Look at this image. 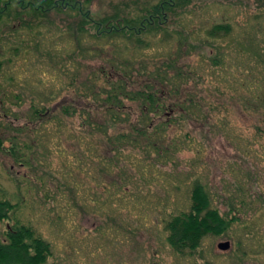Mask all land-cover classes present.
Segmentation results:
<instances>
[{
	"label": "rangeland",
	"instance_id": "obj_1",
	"mask_svg": "<svg viewBox=\"0 0 264 264\" xmlns=\"http://www.w3.org/2000/svg\"><path fill=\"white\" fill-rule=\"evenodd\" d=\"M160 1L91 0L90 12L94 22L137 18ZM18 8L15 4L0 20V201L14 206L11 219L0 224L3 236L16 223L29 226L51 245L45 264H264V252L258 251L263 240L253 243L257 234L264 238V0H191L180 10L179 21L166 26L174 37L144 53L147 59L161 61L179 53L189 74L185 96L193 94L208 108L201 107L199 114L183 113L182 129L169 130L171 138L181 140L174 152L177 165L155 166L149 186L143 188L147 198L141 202L122 193L116 196L114 188L107 193L117 182L114 174L105 175L90 164L78 171L71 156L64 165L56 139L46 151L30 142L36 140L34 135L20 137L32 146L37 158L33 165L17 164L5 153L9 138L17 134L14 128L28 123L35 91L53 89L66 97L62 88L69 78L51 63L49 47L67 45L58 55L67 58L73 44L65 38L69 27L78 24L75 16L57 11L50 12L45 26L41 19L18 21ZM215 25H228L230 32L211 38ZM175 31L187 39L181 52ZM44 36L49 43L41 44ZM218 54L221 63L214 65L211 59ZM99 65L92 59L83 67L91 72ZM196 180L222 215L239 210L242 200L250 207L228 234L207 237L196 253L181 255L168 245L162 220L177 206L189 208V191ZM109 198L117 201L107 204ZM226 242L231 248L220 250L219 244ZM244 249L250 256L242 261Z\"/></svg>",
	"mask_w": 264,
	"mask_h": 264
},
{
	"label": "trees",
	"instance_id": "obj_2",
	"mask_svg": "<svg viewBox=\"0 0 264 264\" xmlns=\"http://www.w3.org/2000/svg\"><path fill=\"white\" fill-rule=\"evenodd\" d=\"M25 1L0 0V20L15 4L19 6L15 17L18 21L41 19V25L45 26V20L52 11L78 19L75 29L68 26L72 30L65 40H70L73 47L67 58L58 57L63 48H69L67 45L61 49L55 44L49 47V52H53L51 63L69 78L73 99L67 95L69 84L62 88L66 97H61L53 89L35 91L26 114L28 123L14 128L17 134L9 138L11 145L5 153L17 164L33 165L37 158L25 138L34 135L36 140L30 142L46 151L49 150L48 143L56 139V152L64 156V165L71 156L74 160L72 165L78 171L83 172L90 164L105 175L114 174L117 182L108 186L107 193L111 194L114 188L113 193L118 197L122 193L127 198L145 201L147 197L142 196L146 192L143 188L149 186L148 177L155 166L177 165L174 158L177 153L174 152L180 147L181 140L171 138L169 130L172 127L176 128L175 131L182 129L180 117L183 113L199 114L201 107L208 108L204 103L201 106L193 94L185 96L183 85L185 76L188 78L189 74L184 71L179 53L170 54L163 61L144 56L146 51L174 37L168 27L179 21L180 10L191 0H161L152 5L144 16L105 17L98 22H94L90 12L91 0ZM26 24L31 26V23ZM229 32L228 25H215L209 36L219 38ZM176 34L175 41L181 52L187 39L178 31ZM49 42L45 36L41 40V44ZM220 56L212 57L211 62L219 65ZM92 59L98 60L100 65L88 72L83 65ZM69 61L72 67L67 69L65 64L68 65ZM51 103L55 104L51 106ZM206 119L204 116L205 122ZM70 121H76L78 125L70 124ZM23 134L25 140L20 139ZM180 151L178 149V153ZM189 192V208L177 206L162 220L168 245L181 255L196 253L207 237L228 234L241 222L243 211L250 207L249 202L242 200L239 210L236 208L233 214L222 215L212 206L211 195L199 180L194 181ZM114 201L109 198L106 202ZM13 209L10 201H0V224L11 219ZM3 235L0 228V264H45L51 255L50 243L37 237L29 226L16 223ZM262 238L255 235L253 243L257 239L264 243ZM246 245L248 247V243ZM258 251L264 252V244ZM249 256L250 253L244 249L239 259L243 261Z\"/></svg>",
	"mask_w": 264,
	"mask_h": 264
},
{
	"label": "water",
	"instance_id": "obj_3",
	"mask_svg": "<svg viewBox=\"0 0 264 264\" xmlns=\"http://www.w3.org/2000/svg\"><path fill=\"white\" fill-rule=\"evenodd\" d=\"M218 247L222 251H228L231 248V245L229 242H226V243H220Z\"/></svg>",
	"mask_w": 264,
	"mask_h": 264
}]
</instances>
